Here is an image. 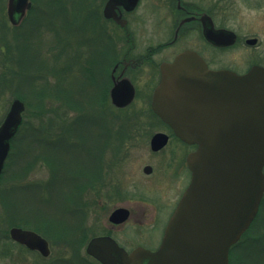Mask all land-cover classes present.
<instances>
[{
    "label": "rangeland",
    "instance_id": "rangeland-1",
    "mask_svg": "<svg viewBox=\"0 0 264 264\" xmlns=\"http://www.w3.org/2000/svg\"><path fill=\"white\" fill-rule=\"evenodd\" d=\"M32 1L38 22L31 20L34 12H28L14 28L5 16L7 0H0V122L11 101L18 98L25 104L22 122L26 123L21 137L12 142L0 180V230L27 228L15 223L32 225L37 219L43 220L42 226L37 225L42 232L49 220L62 235L81 227L87 236L79 257L95 261L87 256L85 246L90 237L111 228L108 216L113 208L126 205L122 200L127 193L144 190L138 175L150 150L149 137L159 128L137 124L133 116L136 105L109 111L101 103L106 90H99L94 62L92 72L86 71L82 47L87 37L96 36L99 1ZM41 88L45 95L34 92ZM62 121L74 128L68 140L59 135L67 127ZM47 152L52 154L53 170L44 160ZM97 174L102 181L98 196L93 192ZM116 189L122 198L113 197ZM135 231L128 224L112 230L117 242L128 248L136 241L133 237L140 238ZM54 240V245L49 242L50 255L42 257L4 238L0 264H86L77 263L78 256L61 239L54 236ZM228 258V264H264V198Z\"/></svg>",
    "mask_w": 264,
    "mask_h": 264
},
{
    "label": "water",
    "instance_id": "water-1",
    "mask_svg": "<svg viewBox=\"0 0 264 264\" xmlns=\"http://www.w3.org/2000/svg\"><path fill=\"white\" fill-rule=\"evenodd\" d=\"M116 1L108 0L105 17H114ZM30 7V0H7L8 20L18 24ZM133 95L128 81L110 91L119 108ZM151 106L180 140L197 146L186 156L189 184L155 251L137 246L128 252L99 235L85 252L101 264H228L229 248L250 226L264 194V68L254 66L242 75L212 70L195 53L182 52L161 65ZM24 110V102L13 99L0 123V175ZM167 139L155 133L151 149L162 148ZM127 215L116 208L108 220L118 224ZM9 236L44 257L50 254L48 241L34 230L12 226Z\"/></svg>",
    "mask_w": 264,
    "mask_h": 264
},
{
    "label": "flooded vegetation",
    "instance_id": "flooded-vegetation-1",
    "mask_svg": "<svg viewBox=\"0 0 264 264\" xmlns=\"http://www.w3.org/2000/svg\"><path fill=\"white\" fill-rule=\"evenodd\" d=\"M98 1L96 36L87 37L82 47L86 71L92 72L94 62L99 90L100 87L106 90L101 103L109 111L136 105L135 122L159 128L150 135L149 147L155 133L168 137L162 148L150 147L145 158L142 173L138 175L144 190L130 191L122 200L126 205L113 208L126 209L127 218L118 224L108 220L111 228L101 235L112 237L126 251L137 246L155 251L190 181L186 156L196 149L195 144L180 140L152 109V94L161 81V65L171 63L182 52L191 51L212 70L225 69L242 75L254 66L264 68V0H136L132 6L131 0H117L112 7L114 17L103 15L108 0ZM27 14L18 24H10L16 28ZM123 81L132 85L134 95L128 105L118 108L111 101L110 91ZM21 135L22 123L10 140V148L12 141ZM101 186L97 175L93 186L95 195H99ZM117 196L121 197L120 192L114 191L113 197ZM125 224L136 228L135 233L140 235L132 238L136 241L130 243L131 248L120 245L112 232L114 227ZM7 235L10 244L33 251L12 240L9 229ZM3 241L0 230V245Z\"/></svg>",
    "mask_w": 264,
    "mask_h": 264
},
{
    "label": "trees",
    "instance_id": "trees-1",
    "mask_svg": "<svg viewBox=\"0 0 264 264\" xmlns=\"http://www.w3.org/2000/svg\"><path fill=\"white\" fill-rule=\"evenodd\" d=\"M2 10H3V8H2V5H0V13H2ZM34 10H35V8H34V5L32 4V7H31V9L29 10V13H31V12H34ZM37 16L35 15V12L33 13V15H32V18H31V20L32 19H34L36 22H38L37 21ZM39 20V19H38ZM1 22H3V21H1ZM33 22V21H32ZM5 28V27H4ZM55 71V70H54ZM54 71L51 73L52 75L54 74ZM56 72H58L57 74H55V77H56V80H57V84H59L58 83V79H59V76H60V70L58 69V71H56ZM59 74V75H58ZM58 75V76H57ZM59 86V85H58ZM60 87V86H59ZM60 88H62V87H60ZM44 89V88H43ZM42 88L41 89H37L36 91H34V92H38V93H42L43 90ZM48 90V89H47ZM50 90V89H49ZM48 90V91H49ZM40 91H42V92H40ZM46 92V93H50V92ZM43 95H45V93H42ZM57 94V96H61L60 95V93H56ZM61 98H62V96H61ZM102 102V101H101ZM62 123L64 124V126H65V123H66V121L65 122H63L62 121ZM70 125V123H66V125H67V127L66 128H64V130L62 129V131L59 133V135L61 136V138H63V140H68V136H70L69 134H70V131H72L74 128L73 127H70L69 125ZM71 124H75V122H71ZM69 126V127H68ZM26 129V123H25V121L23 120V122H22V132L24 131ZM66 138V139H65ZM60 139H57V141H59ZM14 141V140H13ZM12 141V142H13ZM48 150V149H47ZM48 153V152H47ZM10 154V153H9ZM51 155L52 154H47V156L45 157L46 159H44V160H46V162H47V164L49 165V167H50V169L51 170H53V169H55V168H53L52 169V167L54 166V165H50V157H51ZM6 165L7 164H5V166H4V169H3V172H2V174H1V176H0V180H1V178H2V176H3V174H4V170H5V167H6ZM98 175V174H97ZM99 176V175H98ZM46 185H48V183L46 182V183H42V187L43 186H46ZM84 188V187H83ZM82 188V189H83ZM118 192V190L116 189L115 190V192ZM263 198H264V196H263ZM263 198H262V200H263ZM33 221V223L35 224H22V223H15L16 225H22V226H25V227H27V228H32V229H35V230H37V232L38 233H40L42 236H44L47 240H48V242H50L52 245H54V243H55V240H54V236H55V239L58 241V239H61L63 242V246L64 247H66V248H69L73 253H75L77 256H78V261H77V263H79V262H85L86 264H96L95 262L96 261H88L87 260V257H79V253H78V251H79V248L81 247V245L85 242V239H86V231H84L83 230V228H81V227H75L74 229H72L71 228V232L70 233H68V232H66V234H64V235H62V234H60L61 232H62V230H60V229H54L52 226H50L51 224H54L53 223V221H51V220H49L50 221V224H49V222H48V224H46V231L45 232H42L39 228H38V226L40 227V226H42V221L43 220H41V219H37V220H32ZM38 225V226H37ZM80 225V224H79ZM54 230H53V229ZM63 229V228H62ZM79 229H81L80 231H79ZM67 230H69V229H67ZM83 230V231H82ZM81 232V233H77V232ZM81 236H80V235ZM77 237H79V238H77ZM4 238H8V235H7V233H6V230H1V239H4ZM83 238H84V240H83ZM240 241V240H239ZM239 241H237L234 245H232L231 247H230V250L231 249H233L234 248V246H236L238 243H239ZM13 245V244H12ZM13 246H16V245H13ZM60 246H62V245H60ZM17 248H22L23 250H25V251H27L25 248H23V247H20V246H16ZM230 250H229V252H230ZM27 252H29V251H27ZM75 258V257H74ZM84 260V261H83ZM71 262V261H70Z\"/></svg>",
    "mask_w": 264,
    "mask_h": 264
}]
</instances>
